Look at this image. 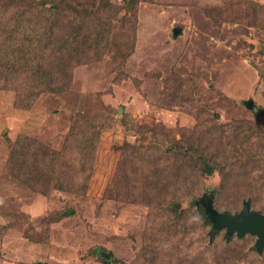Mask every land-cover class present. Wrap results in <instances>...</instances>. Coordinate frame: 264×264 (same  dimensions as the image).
I'll use <instances>...</instances> for the list:
<instances>
[{"label": "rangeland", "instance_id": "obj_1", "mask_svg": "<svg viewBox=\"0 0 264 264\" xmlns=\"http://www.w3.org/2000/svg\"><path fill=\"white\" fill-rule=\"evenodd\" d=\"M109 2L117 35H106L100 58L78 53L67 85L43 93L38 86L26 107L0 90V264H264L254 235L227 241L221 229L211 240L195 214L197 199L232 214L249 199L264 214V133L231 131L239 122L264 131V0ZM104 20L95 27L105 28ZM76 126L89 130L84 140L93 146L85 193L49 188L62 174L43 177L46 191L20 182L17 164L28 163L38 144L57 152L72 145L84 132ZM16 141L30 144L17 145L12 159ZM210 141L212 155L219 142L232 149L229 181L202 174L197 153L183 158L190 144ZM175 146L181 156L168 151ZM68 159L71 167L75 157ZM148 162L158 169L155 187L144 177ZM174 201L189 216L172 237L178 217L166 204Z\"/></svg>", "mask_w": 264, "mask_h": 264}, {"label": "trees", "instance_id": "obj_2", "mask_svg": "<svg viewBox=\"0 0 264 264\" xmlns=\"http://www.w3.org/2000/svg\"><path fill=\"white\" fill-rule=\"evenodd\" d=\"M110 6L109 0H0V90L12 93L14 105L26 107L29 105L28 102L32 101L33 97H36L35 92L37 90L35 88L38 86V89L43 93L54 90L55 84L59 85L62 82L67 85L70 82L68 74L75 66L72 63L78 57V53L88 51V54L92 53L94 56H98L97 58H100V55H103L105 53L104 50L107 49L103 45L105 39L108 38L106 35H117L116 31H118L119 27L111 21V18L117 16V13L116 11L112 13ZM87 10H90V12L88 13ZM89 16L92 19H89ZM220 16L223 21L228 22H233L231 16L235 17L233 14L230 16V13L227 16L226 12L221 13ZM63 17L71 18L65 26L61 25ZM103 18H109V22L104 20L106 22L104 23L105 28L95 27V21H101ZM89 24L91 28L88 27ZM250 24L253 25L254 23ZM111 41H114V39H111ZM109 48L115 49L118 48V45L111 43ZM63 51L65 52L64 57L61 56ZM114 52H118V50H114ZM239 123L235 127L231 126L234 137L236 133H241L243 130L248 133L249 138L252 135L260 137L264 133V131L256 128L258 127L256 124ZM76 127L84 129V132L81 135L80 133L75 135L72 145L67 144L61 152L38 144L31 154L32 158L28 160L29 164H17L14 169H16L18 177L20 176V182L34 190L40 191L42 189L46 191L49 184L43 177L52 176V174H62L64 176L60 177L63 179L60 184L56 185L55 183L54 186L49 188L74 194L85 193L87 177L84 171L91 162L93 156L91 149L93 146L88 140H84V135L89 130L85 129L84 126ZM91 132L95 133L93 130ZM96 134H98V131ZM213 139L214 137L210 134V140ZM27 144H30V142L26 141L21 146L18 141L14 142L11 158H15L17 145L19 148L28 150L29 146ZM35 144L36 141L31 142V145ZM207 144L206 148L205 146L197 145L198 147H195L190 144V147L187 148L188 150L183 151V158L197 153L202 158L203 165L199 167V169H202V174L212 176L217 171L221 175V181H229L232 177L231 173L234 172H226L228 157L232 154V149L228 150L219 142L216 144L215 152L212 155L209 152L211 141ZM258 144L259 147H264V142L263 144L261 142ZM14 145L16 146L13 147ZM230 146L232 145L230 144ZM239 146L240 150L243 145L240 144ZM259 147L257 148L259 149ZM171 150L176 155H182V151L176 146L168 151ZM68 155H72L73 160L75 157L76 162L70 163L71 167L68 162L72 159H68ZM217 156L222 157L223 162L215 163ZM192 157L188 158L189 161H191ZM143 161L144 159H141L142 163ZM144 165L147 170L144 177L150 180V183L155 187L156 181L160 179L155 180L158 169H152L151 162L144 163ZM218 167H220V170H217ZM244 167L245 164L242 165L243 172ZM78 173L80 174L79 177ZM235 177L238 178V176ZM131 180L134 181L133 178ZM74 184H76L75 187H73ZM244 202H248L249 206L251 204L249 199L243 200L242 207ZM166 205L167 214L174 216V218L178 217L169 228L171 230L170 233H173L172 237H174L179 233V230L186 226L189 214L185 210L181 213L180 209L182 207H180L178 202L174 201ZM195 208L196 216L203 221L205 227L209 226L211 240L215 239L218 232L224 231H217L213 228L206 218L204 204L200 199L195 201ZM68 213H71V211L68 210ZM234 236L228 237L224 234L223 237L230 241ZM254 250L258 254L255 247Z\"/></svg>", "mask_w": 264, "mask_h": 264}, {"label": "water", "instance_id": "obj_3", "mask_svg": "<svg viewBox=\"0 0 264 264\" xmlns=\"http://www.w3.org/2000/svg\"><path fill=\"white\" fill-rule=\"evenodd\" d=\"M177 33L178 29H175L173 34L177 35ZM251 110L254 115L261 113L254 106ZM204 213L215 230L225 229L228 237L236 235L241 238L245 234L254 235L256 237L255 248L258 253L264 249V214L251 210L248 202H244L241 211L235 215L218 213L211 207V202H208L204 205ZM101 256L107 261L111 260L108 254L102 253Z\"/></svg>", "mask_w": 264, "mask_h": 264}]
</instances>
